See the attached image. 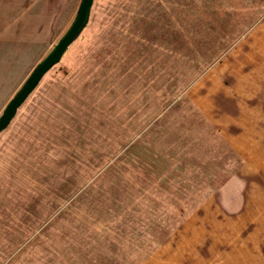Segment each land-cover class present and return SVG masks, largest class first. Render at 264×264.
<instances>
[{
	"label": "rangeland",
	"instance_id": "1",
	"mask_svg": "<svg viewBox=\"0 0 264 264\" xmlns=\"http://www.w3.org/2000/svg\"><path fill=\"white\" fill-rule=\"evenodd\" d=\"M56 2L34 47L0 45V116L77 15ZM263 21L264 0H93L0 132V264H264V122L226 112L221 70Z\"/></svg>",
	"mask_w": 264,
	"mask_h": 264
},
{
	"label": "crops",
	"instance_id": "2",
	"mask_svg": "<svg viewBox=\"0 0 264 264\" xmlns=\"http://www.w3.org/2000/svg\"><path fill=\"white\" fill-rule=\"evenodd\" d=\"M56 1L0 0V18L2 22L5 21L4 27L0 29V45L5 48L34 47L36 28L45 25L48 26V31H51L52 20L46 21L45 18L61 15ZM81 1L79 0L77 8L75 6L76 10ZM40 18H44V24ZM245 37L243 47L246 46L249 49L250 56L253 58L247 60L246 56L243 57L238 52L235 58L226 57V65L221 67V70L230 69L236 74L234 85L232 80L231 85H228V89L231 86L235 87L226 96L227 104H229L226 112L251 114L254 121L259 122L261 119L264 122V21L256 25ZM1 78H3L2 72H0V96L4 86ZM2 104L1 101L0 105ZM262 125L264 129V124ZM256 128L259 129V125Z\"/></svg>",
	"mask_w": 264,
	"mask_h": 264
},
{
	"label": "water",
	"instance_id": "3",
	"mask_svg": "<svg viewBox=\"0 0 264 264\" xmlns=\"http://www.w3.org/2000/svg\"><path fill=\"white\" fill-rule=\"evenodd\" d=\"M93 0H82L77 15L68 31L55 45L54 49L36 66L24 85L11 99L9 104L0 116V132L6 128L15 116L17 109L26 100L30 93L37 86L42 76L59 62L67 47L75 40L81 30L85 27L88 14Z\"/></svg>",
	"mask_w": 264,
	"mask_h": 264
}]
</instances>
